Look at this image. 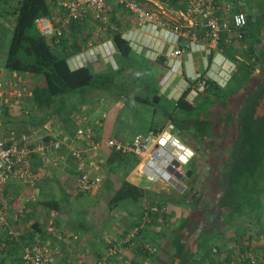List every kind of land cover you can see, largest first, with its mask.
<instances>
[{"label":"crops","instance_id":"1","mask_svg":"<svg viewBox=\"0 0 264 264\" xmlns=\"http://www.w3.org/2000/svg\"><path fill=\"white\" fill-rule=\"evenodd\" d=\"M150 3L152 5L157 4L154 1ZM14 4L15 0H0V80L4 79L7 74V71L3 68V59L6 52L7 34L10 33L11 24L14 21L11 15L15 6ZM253 4L251 5V10L256 9V11L262 12L264 4L261 6ZM256 11L254 13L248 11V15L247 11H245L247 17L251 16L250 21L257 28L251 27L249 24L247 25L244 32V48L233 45L231 48L220 52L219 50L207 51L204 47L193 46L192 48H188L180 58L169 57V53L173 50L175 44L183 45L185 42L179 38H174L167 29L160 30L148 26L138 28L132 17L127 15L120 6L113 8L115 17L113 21L114 23H121L122 37L130 43L133 52L141 57L143 61H146V64L150 65L146 66L150 70H153L151 73H153L160 85L159 90L154 94L156 96V103H158L161 100L171 102L174 98L178 99L189 86H195L197 77L213 82L220 89L227 88L232 75L236 71L235 63L228 56H233L236 60H241L242 57L245 58L244 55L252 58L253 61L250 63L255 66L253 74H260L261 64L259 61L264 50H261L259 44L264 42V39H262L264 32L259 31V29L263 27L264 17ZM75 35L76 38L74 37V39L82 45L83 49L68 58L67 64L71 70L85 66L89 68L92 74L94 73L93 75H97L105 74L108 70L118 71L120 69L121 60L118 58L111 37L97 32L95 22L87 20L84 27L82 26L79 31L75 30ZM65 37L68 39V42L73 38L69 30L66 31ZM161 70H165L166 72L161 74ZM228 71H230L229 74H227ZM124 75L126 81L119 79V82L123 84V88L127 90L129 85L133 88L136 83L132 86L130 78L134 80L135 77L132 76L129 70H126ZM137 83L139 82L137 81ZM138 88L139 90L142 89L137 85L136 90ZM133 90L130 89V96L135 94ZM137 92L139 91L137 90ZM79 94H77L78 96L72 95L66 97L62 105L57 106L54 114L51 117H47L46 121L42 124L38 122L40 119L35 120L28 116L35 111L31 100H25L19 105L0 107V136L13 131L19 135L26 134L32 137L33 140L42 138L44 140L50 138L51 140H58L59 134L69 135L73 133L77 108L80 105H86L88 108L87 124H91L95 119H98L100 123V127L94 128L99 138L101 140L107 138L121 140L117 137L118 130L116 131V126L123 119L122 110L125 106L135 110L137 108L134 106V102H138L135 99H127L122 95L115 98L112 94H91L86 93V91ZM230 97V95H227L225 101L229 102ZM196 99L197 97L186 100L194 102ZM128 101L133 103H129ZM246 102L247 100L240 105L236 116L230 112L224 113L222 117L224 122L227 116H231L232 120L237 121V115L238 113L242 114L244 109L242 110L241 108ZM220 103L216 101L215 105H219ZM212 108L213 106H211L209 113ZM151 115L149 116L150 125L147 129L160 131L167 124H171L164 118L156 117V110ZM210 115L212 116V114ZM257 117L260 118L256 107L255 115L251 118L257 119ZM172 125L174 126V124ZM122 132L121 135H124V131ZM66 151L63 152L65 162L57 166L53 165L50 153L44 157L32 158L31 166L36 177L35 187L26 188L16 181L6 184L5 194L7 197L11 200L13 198H21L24 209L20 222L15 225V228L20 231V238L18 240H6V228H0L1 251L5 249L3 247L4 242H16V244H11L12 247H9L11 249L6 253L7 256L4 257L3 264H22L20 257L23 243L31 241L34 236H45V230L49 223H51L54 231L62 236V251L56 260V264H62L63 261L67 260L70 261V264H88L93 262L106 251L109 246L108 242L115 248L116 255L120 258V264H178L185 248L183 246L185 244L183 242L187 237L185 233H188V235L191 233L186 243V246H188L200 232L206 231L207 234L211 232L216 234L223 232V234H226L223 236L224 242L227 243V247L230 250L233 249L234 244L232 236L236 235L241 240L240 242L239 240L237 241L238 246H241L245 251L247 248H252V244L255 243L253 238L258 237V233L264 234V209L262 211L264 202L261 199L262 195L260 196V208L254 212L260 221L257 220L255 223L252 221L250 224L240 217L235 218L233 223L228 226L222 218L219 219L214 216V220H210L213 215L212 213L211 215L207 213L203 214L207 222L202 228L197 226V222L191 225L189 219L192 215L193 205L189 201L180 205L166 203L163 208L165 210L162 211L161 209L157 213L149 211L151 205L145 200L137 203L123 202L113 206H106L121 179L120 175L110 174V170L119 168L122 170L123 176L126 174L124 177L126 181L142 189L150 190L155 194H160L161 192H156L155 190L162 189L164 185L162 186L161 183H156L153 186L135 184L132 176L133 170L129 171L126 167L123 168V164L119 166L118 161L112 160L111 152L102 150L93 158L98 162L95 174L100 178V184L90 194H79L75 190L76 182L73 177L74 163L65 156ZM198 165L201 166L200 163H196V166L194 165V172H191L188 178L194 175L197 177ZM188 168L187 171L189 170ZM108 174L111 175V178L106 176ZM188 178L186 177V179ZM183 181L184 179L178 188L175 187L179 197L185 190L182 186ZM191 189L194 190L193 194L190 195L191 199L196 198V202L201 201L202 196L198 194V190H195V188ZM189 192L192 191L189 190ZM31 195L34 196V200H30ZM161 195L164 194L161 193ZM97 201L102 202L98 205ZM69 202L72 203L71 206H69ZM50 206L54 208L50 209ZM243 221L246 222L242 223ZM35 224H37L36 227L33 226ZM246 226L252 227V236L248 235L249 228ZM259 226H261L263 232L259 230ZM183 227L186 230L185 232L182 231ZM166 230L172 233L163 236V234L167 233ZM210 241L214 243L208 245V242H206L208 247H214L215 245H219V243L223 247L226 245L223 243L222 238L218 239V243H216L215 239ZM200 244V238H198L195 242V248L200 246ZM179 247H181V250L177 254L179 253L180 256L177 258L175 255L176 248ZM255 247L258 248L256 245ZM228 252L229 257H232L231 251L228 250ZM259 253L257 264H264L263 250ZM195 258H192V264H197ZM107 261L108 264H115L113 258H108ZM186 264H191V261L190 263L188 261Z\"/></svg>","mask_w":264,"mask_h":264},{"label":"built area","instance_id":"2","mask_svg":"<svg viewBox=\"0 0 264 264\" xmlns=\"http://www.w3.org/2000/svg\"><path fill=\"white\" fill-rule=\"evenodd\" d=\"M143 1L145 3L142 4L137 0H55L53 11L62 9L63 16L55 14L50 18H39L36 20V27L54 47L60 45L65 37L64 33L69 29V23L76 21L95 22L97 32L111 37L114 33L122 34L121 23L113 21V8L120 6L132 17L138 28L148 26L167 29L174 38L185 42L183 45L175 44L169 57L180 58L193 46L220 52L233 45L244 48L248 17L237 0H185L182 11H168L157 2L147 11V1L150 3L151 0ZM29 77L27 73L7 71L4 79L0 80V107L19 105L25 100H31L32 86ZM195 84L186 99L189 96L192 99L203 92L205 79L197 77ZM87 111L86 105L78 106L73 133L59 134L58 140H33L26 134L19 135L13 131L0 136V228H6V240L16 241L20 238V231L15 225L20 222L24 208L21 198L11 200L7 197L5 186L16 181L26 188L35 187L36 177L31 166L33 157H44L50 153L53 165L57 166L65 162L63 152L67 150L65 156L74 163L75 190L83 195L94 192L100 184V178L95 174L98 162L93 158L102 150L120 156L126 165L133 166V174L154 184L178 188L185 178L183 167L192 162L195 154L172 135V124H167L160 131L146 129L144 133L134 135L130 141L115 138L101 140L94 130L95 127H100V123L95 119L87 124ZM30 200H34V196L31 195ZM149 211L157 213L160 210L152 206ZM45 231L44 237L34 236L31 241L23 243L20 257L22 264H56L62 251V236L54 231L51 223ZM108 245L99 258L88 264H108V258H113L115 264H120L115 248L109 242ZM240 259L256 264V259L250 252H244ZM62 264H70V261H63Z\"/></svg>","mask_w":264,"mask_h":264},{"label":"trees","instance_id":"3","mask_svg":"<svg viewBox=\"0 0 264 264\" xmlns=\"http://www.w3.org/2000/svg\"><path fill=\"white\" fill-rule=\"evenodd\" d=\"M54 1L15 0V6L11 13L14 18L11 24V36L3 59V68L6 71L27 73L32 83L35 82L31 90L33 109L46 113V116H42L38 122L42 124L46 121L47 117H51L54 114L58 101L56 98L64 96L70 97L73 93H79L81 90L91 94H112L115 98L122 95L127 99H135L138 103L155 107L149 98L140 95L141 91H148L149 87L142 85L143 88H140L141 90L139 92L130 96L131 92L128 93L123 88V84L119 82V79L126 81L124 75L126 70H129L132 76L135 79L137 78L136 80L144 81V79L138 78V75L147 67L145 66L146 61H143L141 57L133 52L130 43L120 33H114L111 36L118 58L121 60V67L118 71L108 70L105 74L93 75L89 68L85 66L75 70H71L68 67V58L83 49L82 45L74 37L76 36L75 30L79 31L82 26L84 27L86 20L69 23L68 30L73 37L70 41L71 43L64 37L60 45L56 47L52 46L38 32L36 20L39 18H50L55 14V16H63L64 12L62 9L58 12L53 11V7H55L53 4ZM151 1L157 2L172 11H182L185 8V0ZM137 2L145 3L143 0H137ZM249 6L246 3L243 5L245 11H251ZM146 7H148L146 8L147 11H150L152 4L147 2ZM250 19L251 16L248 17V24L252 26ZM225 53L227 54L226 51ZM228 57L235 63L236 68L230 80V83L232 85L234 84L232 88L229 89L231 86L229 84L230 86L228 85L227 88L220 89L213 82L205 80L203 92L196 96L197 99L194 102H188L186 96L191 89L189 86L188 89L182 92L178 99L172 102V112H167L166 115L163 114L164 119L174 124L172 131L174 129L180 132L184 131L180 135V141L194 152L195 157L198 155L200 148L206 149L205 144L207 145L214 135L213 130L215 125L213 117L209 113L211 106L216 101L225 102L227 95H231L232 93L237 94L240 89L243 90L255 70V66L250 62L238 61L233 56ZM260 59L261 79L246 104L241 108L244 111L241 115L240 113L237 115V136L233 144L230 161L226 165L227 170L220 180L222 183L221 194L211 209L213 216L210 220H214V216L219 219L222 218L228 226L233 223L235 218L240 217L250 224L252 221L255 223V221L259 220L257 214L254 212L260 208V196L264 195V135H260V131L264 133V130H261L262 123L259 118H251L254 116L256 107H258L264 95V53L260 56ZM226 89L227 92H225ZM152 92L153 95L156 94V90ZM225 119L226 124L234 121L231 119V116H227ZM220 120L222 121V118ZM111 158L114 161H118L119 166L123 164V168L126 167L129 171L132 170L133 166L126 165L120 156L111 153ZM188 169L194 172L191 167ZM109 173L121 176L117 184V189L113 191L109 199L108 205L110 206L117 203H137L145 200L151 207L156 206L161 210L166 203L180 205L187 201L190 203L194 202L190 197L194 190L189 192V189L193 188L194 182L193 184H189V189H185L182 192L179 200H173L164 195L155 194L150 190L142 189L129 183L124 179L126 174L123 176L122 170L119 168L110 170ZM230 192L232 193V198L229 197ZM52 208L54 207L50 206V209ZM33 226L36 227L37 224ZM259 230L263 232L261 226H259ZM205 233L207 234L206 231L200 232L188 246H185L178 264H186L188 261L189 263L191 261L192 264V258L197 256L199 248L205 246L204 243H206L202 242L200 246L195 248V242ZM225 235L223 232L217 234V236H221L220 238H222L223 243H225L223 237ZM11 244H16V242H4L3 247L5 249L0 250V264H3L4 257L7 256L6 253L11 249L9 247H12ZM209 248L211 250L205 248V256L208 257L211 264H230L231 260L228 257V253H226L224 261H218L213 258L215 253L220 254L222 245H215ZM241 252H247V250H242Z\"/></svg>","mask_w":264,"mask_h":264},{"label":"rangeland","instance_id":"4","mask_svg":"<svg viewBox=\"0 0 264 264\" xmlns=\"http://www.w3.org/2000/svg\"><path fill=\"white\" fill-rule=\"evenodd\" d=\"M239 1L242 6L246 3L249 4L250 8L251 5L254 3L257 6H261L264 3V0H237ZM243 1L245 2L243 4ZM253 4V5H254ZM245 10V9H244ZM256 11L255 10H251V13H254ZM258 12V11H256ZM248 15V12H246ZM261 13V16L264 17V7L262 9V12H258ZM263 27H260L259 31L261 30L262 32H264V23L262 25ZM251 27L257 28V26H254V24H252ZM11 33L7 34V45L5 46V48H7L8 46V42L10 39V35ZM264 39V34H263V38ZM259 43V42H257ZM259 47L261 48V50H264V42L259 44ZM4 48V50H5ZM259 48V49H260ZM254 54V53H253ZM245 58H241V60L239 59L238 61H246V62H251L253 61L252 58L244 55ZM147 66H150L148 64H146ZM145 65V66H146ZM131 69V68H130ZM153 70H150L149 67H145L144 71H141L138 75V78L140 79H144V81H138L139 83H137L136 79L133 80V78H130V83L132 84V86L135 84V86L129 87L127 88V92H131L130 89H134L133 93H136L137 90L139 91V88L136 90V86H140V88H143L144 85H146L147 87H149V90L146 91H141V96L143 97H147L149 98V100L153 103L155 100V96L153 95L154 90L158 91L160 88V85L157 81V79L154 77L153 73H151ZM164 71V72H163ZM166 71L165 70H161V74H164ZM159 73V72H157ZM230 71H228L227 74H229ZM94 74V73H93ZM156 74V73H155ZM261 79V75L259 73H254L250 76L247 85L242 89L239 90V92L237 94L232 93L230 96V100L225 101L224 103L221 102L219 105H213V108L211 109L210 114H212L213 117V121H214V135L212 137V139L210 140V142L206 145L205 147L206 149H201L198 151V155L196 156V159H194L192 161V163L196 166V163H200L201 166H199L198 168V175L197 177L194 175L192 176V178H188L186 180H184L182 182V186L185 189H188L189 184H193V182L195 183V185H193L192 187L195 188V190H198V194H201L202 196V200L199 202H196V198H193L192 200L194 201L193 203H191V205H193V211H192V215L191 218L189 219L191 221V225H194V223L196 224L197 222V226H200V228H202V226L204 227L207 220H205L203 214H207L209 213L211 215L212 211L211 209L213 208L214 204L216 203L218 197L221 194V178L224 176L227 167L226 165L228 164V162L230 161V157H231V153H232V149H233V144L235 142L236 139V134H237V126H238V122L237 121H233L232 123L226 124L224 122V119H222V121L220 120V118L223 117V114L226 112H230L232 114H234L236 116V113L238 112L240 105L242 103H244L246 100H248V98L251 96V94L254 92L256 86L259 84V81ZM31 86H33V84H35V82L32 83V81H30ZM143 85V86H142ZM231 85V86H230ZM230 88H232V85L230 83ZM193 88V87H191ZM80 92H84V90H81ZM79 92V93H80ZM225 92H227V89L225 90ZM79 93H73V95H77ZM101 95V94H100ZM78 96V95H77ZM66 96L64 97H58L56 98L57 101V106H61L63 101L65 100ZM188 100L190 99V96L187 98ZM173 101L171 102H166V101H160L155 105V107L149 106V105H144L141 103H135L134 102V106L137 108L135 110L129 109V107H124V109L122 110V116L123 119L122 121H119V123H117L116 126V131L118 133L117 137L120 138L121 140H127L130 141L132 139V137L138 133H144V131L149 127L150 123H149V116L152 114V112L154 110H156V117H160L161 119H163L164 115H166V113L168 112H172L171 110H173V103L176 99H172ZM129 103H133L131 101H128ZM228 102V103H227ZM69 105V104H68ZM130 105V104H129ZM260 113V114H259ZM46 113H42V112H38V111H33L32 114H29L28 116H30L31 118L38 120L40 119L42 116H46ZM164 114V115H163ZM257 114L258 116H260L259 120H261L262 123V128L261 130H264V95L262 96L259 105L257 107ZM255 115V112H254ZM152 116V115H151ZM258 118V117H257ZM236 119V117H235ZM154 127V126H153ZM124 131V135H121ZM184 131H178L177 129H174L171 133L174 137H176L178 140H180L181 136L183 134ZM120 133V135H119ZM182 133V134H181ZM260 135H264L263 131H260ZM206 150V151H205ZM205 152V153H204ZM200 160V162H199ZM192 163L187 164V166L183 167V170L186 172L187 171V167H191L193 169L194 165ZM203 164V165H202ZM107 177L109 176V178H111L110 174L106 175ZM133 181L135 182V184L138 185H142L144 184L145 186H153L154 183L147 181L145 178L142 177H137L135 174L133 175ZM197 178V179H195ZM195 179V181H194ZM156 185V183H155ZM164 185V186H163ZM163 188L162 189H157L155 190L156 192H161L164 195H166V197L173 199V200H179V194L176 190L175 187H171L168 186L166 184H162ZM101 191V190H100ZM160 193V194H161ZM100 196V195H99ZM229 197L232 198V193H229ZM204 198V199H203ZM262 201L264 202V195L261 196ZM100 202H96L98 205L101 203ZM109 202V201H108ZM107 202V203H108ZM72 203L69 202V206H71ZM106 205V203H105ZM108 206V204L106 205ZM264 206V205H263ZM264 207L262 208L263 211ZM165 210V209H163ZM162 210V211H163ZM207 210V211H206ZM206 212V213H205ZM247 212V211H245ZM209 218V217H208ZM245 220V219H244ZM246 221H243L242 223H245ZM263 223H264V218H263ZM167 227V226H166ZM248 229V235H251V231H252V227L250 228L249 226H246ZM264 227V224H263ZM167 229V228H166ZM182 231H186L185 228H182ZM188 229V228H186ZM172 230V229H171ZM167 233L163 234L164 235H169V233H172L169 230H166ZM175 232V231H174ZM243 232V230H242ZM186 234V239L183 243H185L183 246H186V243L188 242L189 237L191 236V233H185ZM203 235V236H202ZM201 238H200V242H208V245H211L214 242H211L210 240L215 239L218 243V238H220L221 236H217L216 233H208V234H202ZM258 237H254L253 241L255 242L254 244H252V250L247 248V252H250L253 256L256 253L259 252H264V234H259L257 235ZM218 237V238H217ZM232 240L234 241L233 244V249L230 250L227 247V243H225V247H223V249H221L220 254L219 253H215V256H213L214 259L218 260V261H224L226 253H228L229 255V251H231V256L230 260L231 262H233L234 264H249L246 262H242L241 255H242V249L241 246H238L237 241L239 240V242L241 241L240 239H238V236H232ZM252 238V237H251ZM244 242V241H243ZM249 243V241H248ZM207 243H205V246L199 248L198 252H197V256H195V261L197 262V264H211L209 262V259L205 253V248H208L209 250H211L207 245ZM220 245V243H219ZM255 245L260 248H256ZM212 248V247H211ZM245 248V247H244ZM258 249V250H257ZM176 256L177 258H179V253L177 254V252H180L181 247L176 248ZM207 250V249H206ZM214 252V251H213ZM212 252V254H213ZM256 252V253H255ZM244 253V252H243ZM264 254V253H262ZM259 254H256L254 257L256 259V264H257V256H259ZM229 257V256H228Z\"/></svg>","mask_w":264,"mask_h":264},{"label":"water","instance_id":"5","mask_svg":"<svg viewBox=\"0 0 264 264\" xmlns=\"http://www.w3.org/2000/svg\"><path fill=\"white\" fill-rule=\"evenodd\" d=\"M154 98L156 99V96H155ZM155 103H156V102L154 101L153 104H155ZM190 174H191V171L188 170L187 173H186V177L188 178ZM189 190L192 191L191 188H190Z\"/></svg>","mask_w":264,"mask_h":264},{"label":"clouds","instance_id":"6","mask_svg":"<svg viewBox=\"0 0 264 264\" xmlns=\"http://www.w3.org/2000/svg\"><path fill=\"white\" fill-rule=\"evenodd\" d=\"M185 178H186V176H185Z\"/></svg>","mask_w":264,"mask_h":264}]
</instances>
